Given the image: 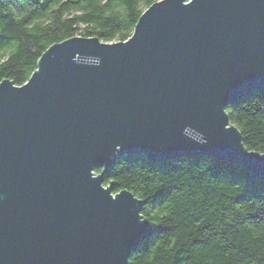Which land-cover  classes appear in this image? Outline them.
I'll list each match as a JSON object with an SVG mask.
<instances>
[{
	"label": "water",
	"instance_id": "95a60500",
	"mask_svg": "<svg viewBox=\"0 0 264 264\" xmlns=\"http://www.w3.org/2000/svg\"><path fill=\"white\" fill-rule=\"evenodd\" d=\"M253 93L264 0H157L125 40L51 44L25 83L0 81V264H128L156 228L140 198L103 184L122 156L264 176L226 111Z\"/></svg>",
	"mask_w": 264,
	"mask_h": 264
},
{
	"label": "trees",
	"instance_id": "16d2710c",
	"mask_svg": "<svg viewBox=\"0 0 264 264\" xmlns=\"http://www.w3.org/2000/svg\"><path fill=\"white\" fill-rule=\"evenodd\" d=\"M157 0H0V81L25 83L41 54L71 36L125 40ZM244 145L264 152V94L227 108ZM102 168H96L100 173ZM143 202L153 234L128 264H264V176L211 156H122L104 176Z\"/></svg>",
	"mask_w": 264,
	"mask_h": 264
}]
</instances>
